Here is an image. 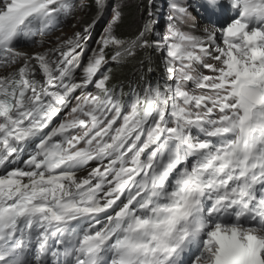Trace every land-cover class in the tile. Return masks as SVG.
Segmentation results:
<instances>
[{"label":"snow or ice","instance_id":"1","mask_svg":"<svg viewBox=\"0 0 264 264\" xmlns=\"http://www.w3.org/2000/svg\"><path fill=\"white\" fill-rule=\"evenodd\" d=\"M124 6L56 36L88 0H0V264H264V0H169L163 33L148 0L122 38ZM139 52L163 74L125 93Z\"/></svg>","mask_w":264,"mask_h":264},{"label":"trees","instance_id":"2","mask_svg":"<svg viewBox=\"0 0 264 264\" xmlns=\"http://www.w3.org/2000/svg\"><path fill=\"white\" fill-rule=\"evenodd\" d=\"M94 0H88V4H93ZM148 0H129L125 3L123 8V21L119 24L116 29L117 34L122 38L133 36L140 28L141 22H138L139 17L142 19V13L144 12L145 6L147 5ZM90 9V8H89ZM145 53L139 52L136 59L132 60L122 67H115L112 65L113 71V83H123L124 91H126V87L129 81H137L141 74L144 75L146 79H157V74L161 76L163 74V65L161 63V59L158 56V53H152L154 68L153 72L147 71V64H145L144 68L141 69L139 61L144 59ZM132 74V76H131Z\"/></svg>","mask_w":264,"mask_h":264},{"label":"rangeland","instance_id":"3","mask_svg":"<svg viewBox=\"0 0 264 264\" xmlns=\"http://www.w3.org/2000/svg\"><path fill=\"white\" fill-rule=\"evenodd\" d=\"M127 1H129V0H125V3L127 2ZM160 1V3H161V0H159ZM115 2V0H109L108 1V3H109V5H111V4H113ZM155 3H157V0H155ZM93 9H95V7H94V2H93V4L91 5V7H90V9H89V11H87V13L88 12H91ZM164 10V8H162V11ZM85 12H81L79 15H77L75 18V20L74 21H72L69 25H67L63 30H61V31H59V32H57L56 34L58 35V34H63L64 36H66L67 34H66V31L72 26V25H74V24H79L80 23V21H81V19H82V16H83V14H84ZM94 16V15H93ZM92 16V17H93ZM105 16H107L106 17V19H105V21H104V23H103V27H102V29L100 30V31H98V33L96 34V36H95V39H94V41H93V43L92 44H94V47L96 48L97 47V41H98V39H99V37H100V35H101V33L103 32V30H104V28H105V25H106V23L108 22V20H110V18H111V12H110V8L108 9V11H107V15L105 14ZM157 19H158V17H157ZM158 21H159V23H158V25H157V31L158 32H160V33H163L164 31H165V28L166 27H162L161 26V22H162V18L161 19H158ZM138 22H141L142 23V19L139 17V20H138ZM55 34V35H56ZM94 48V49H95ZM93 50V49H92ZM158 56H159V58H160V54L158 53Z\"/></svg>","mask_w":264,"mask_h":264},{"label":"bare ground","instance_id":"4","mask_svg":"<svg viewBox=\"0 0 264 264\" xmlns=\"http://www.w3.org/2000/svg\"><path fill=\"white\" fill-rule=\"evenodd\" d=\"M95 9H93L91 12L84 13L82 16V19L79 24H74L72 25L67 31H66V36H71L75 31H82L83 27L87 24H89L90 20L93 19V15L95 14ZM60 34H56V36H59ZM47 47V45H46ZM29 50V49H26ZM37 50H42V49H37ZM87 61V60H86Z\"/></svg>","mask_w":264,"mask_h":264},{"label":"clouds","instance_id":"5","mask_svg":"<svg viewBox=\"0 0 264 264\" xmlns=\"http://www.w3.org/2000/svg\"><path fill=\"white\" fill-rule=\"evenodd\" d=\"M131 76H132V74H131ZM158 77H159V75L157 74V78H158ZM133 78H136V77L133 76ZM145 79H146V78H145ZM146 80H151V81L155 82L156 79L151 78V79H146Z\"/></svg>","mask_w":264,"mask_h":264}]
</instances>
